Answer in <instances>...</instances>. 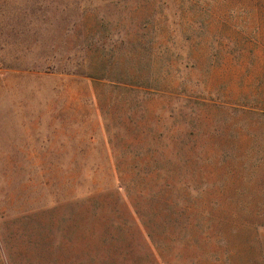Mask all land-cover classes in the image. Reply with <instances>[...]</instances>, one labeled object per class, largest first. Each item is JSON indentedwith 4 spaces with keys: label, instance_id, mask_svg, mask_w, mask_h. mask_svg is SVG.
I'll list each match as a JSON object with an SVG mask.
<instances>
[{
    "label": "rangeland",
    "instance_id": "1",
    "mask_svg": "<svg viewBox=\"0 0 264 264\" xmlns=\"http://www.w3.org/2000/svg\"><path fill=\"white\" fill-rule=\"evenodd\" d=\"M115 228L134 264H264V0H0V264Z\"/></svg>",
    "mask_w": 264,
    "mask_h": 264
},
{
    "label": "trees",
    "instance_id": "2",
    "mask_svg": "<svg viewBox=\"0 0 264 264\" xmlns=\"http://www.w3.org/2000/svg\"><path fill=\"white\" fill-rule=\"evenodd\" d=\"M94 226V225H93ZM95 227V226H94ZM120 231L119 228H115L112 230H107L105 232L106 235H110L107 239H109L108 243L106 244L105 248L100 249V257H102V264H134L131 262V260H125L126 258L124 257V250H123V244L122 245H116V237L117 233ZM106 256H103V255Z\"/></svg>",
    "mask_w": 264,
    "mask_h": 264
}]
</instances>
